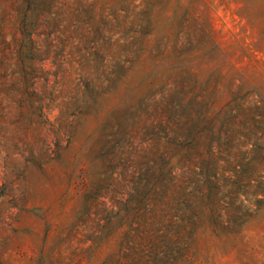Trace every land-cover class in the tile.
Instances as JSON below:
<instances>
[{
  "label": "rangeland",
  "instance_id": "374dc122",
  "mask_svg": "<svg viewBox=\"0 0 264 264\" xmlns=\"http://www.w3.org/2000/svg\"><path fill=\"white\" fill-rule=\"evenodd\" d=\"M192 119L176 264H264V0H0V264H127L134 188Z\"/></svg>",
  "mask_w": 264,
  "mask_h": 264
},
{
  "label": "trees",
  "instance_id": "16d2710c",
  "mask_svg": "<svg viewBox=\"0 0 264 264\" xmlns=\"http://www.w3.org/2000/svg\"><path fill=\"white\" fill-rule=\"evenodd\" d=\"M191 122L167 139L165 150L156 151L134 188L131 197L137 203L131 208L135 220L130 227L135 226L130 231L139 232V245L130 247L134 253L127 264L184 260L187 246L203 222L205 151L201 149L202 130L195 129L194 119ZM107 222L111 223L110 217ZM125 239L130 243L132 233L126 232Z\"/></svg>",
  "mask_w": 264,
  "mask_h": 264
}]
</instances>
